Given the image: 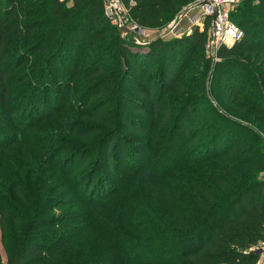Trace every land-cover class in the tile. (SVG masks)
Segmentation results:
<instances>
[{
    "label": "trees",
    "instance_id": "16d2710c",
    "mask_svg": "<svg viewBox=\"0 0 264 264\" xmlns=\"http://www.w3.org/2000/svg\"><path fill=\"white\" fill-rule=\"evenodd\" d=\"M120 1L155 31L198 0ZM230 16L244 37L212 65L207 27L135 52L105 0H0V150L24 112L26 126L71 107L90 120L73 111L62 149L0 185L8 264H264V0Z\"/></svg>",
    "mask_w": 264,
    "mask_h": 264
},
{
    "label": "rangeland",
    "instance_id": "374dc122",
    "mask_svg": "<svg viewBox=\"0 0 264 264\" xmlns=\"http://www.w3.org/2000/svg\"><path fill=\"white\" fill-rule=\"evenodd\" d=\"M232 5L233 2L236 3V6L240 0H231ZM186 8V7H185ZM235 9H231V13L234 12ZM234 18V16H233ZM175 19L172 20V22L163 30H149L145 36H140L139 34H134L131 33L125 38L129 41H132L133 44L138 46L141 49H136L137 47H132L134 48L133 50L135 52L141 51V52H147L148 51V44L155 41L158 38H161L163 40H172L176 38H181L177 36L180 31H177L176 33H171L169 32V28L171 25L175 22ZM110 20V19H109ZM234 20V19H233ZM207 22V21H206ZM237 25L238 23L234 21ZM207 29L209 26L206 24ZM187 26H183L180 30L183 31ZM194 30V29H193ZM183 37V36H182ZM138 38V39H137ZM207 43H208V36L207 40L205 43V49H204V54H207V56L211 59L210 51L207 49ZM212 60V59H211ZM219 61V59L216 61L212 60V65L216 64ZM157 62V61H156ZM156 66V63L154 64ZM111 67V64H110ZM24 68H28V65H26ZM77 83L75 86V90L78 87V90L76 94L81 93L84 91L82 85L85 84L83 81V78L79 77V79H76ZM252 83V81H251ZM73 98L78 99L77 95H75ZM79 100V99H78ZM213 103L215 102L212 100ZM74 105V104H73ZM76 106V105H75ZM87 110L82 109V111L75 109L71 107L69 111H65L63 114L59 115L56 117L54 120L50 121H45L41 123L40 125H36V123H28L29 125L26 126L27 122L29 121V117L26 116L28 113H23V119H24V124L22 128L13 129V127L8 123L6 127L1 128L2 132H7L8 136H10V141L8 142L7 145L4 146V149L1 151L0 150V164L5 167L4 173L0 175V185H4V183L9 180V177L6 176L7 174L14 175L16 172H22V167L23 165L28 161L30 158L29 153H33L34 156H37V152L39 151V154L41 156H45L44 159H47L51 156L53 158L52 153L51 155L48 153L49 150L52 148L51 146L54 147L53 152H59V150L62 149L61 142L57 143V137L59 136L60 132V127L62 129L63 125L66 124L67 121L70 122L69 118L73 111L80 112L81 116L78 119V122H81L83 124H89L90 120L86 119L84 116H88L89 113H87ZM69 112V114L67 113ZM90 112V110L88 111ZM71 120H74L71 118ZM92 124V123H91ZM18 126V125H17ZM25 127V128H24ZM77 127V126H76ZM74 128V127H73ZM66 131V129H64ZM62 130V131H64ZM61 131V132H62ZM64 131V133H65ZM58 134L56 138H50L53 134ZM28 136L31 138V140H26L25 137ZM129 138L133 139L135 138V134L129 133L127 135ZM44 138L46 139V142L44 141ZM71 143H73L75 146L81 148V147H87L90 145L89 140L82 138L80 136H71L68 139ZM130 140V139H129ZM92 143V142H91ZM44 149L45 152H42L41 150ZM8 165V166H7ZM45 178H50V176H46ZM24 193L26 197L27 203L32 201V199H36V192H34V184L33 181H30V183L26 184L24 187ZM25 210V208H24ZM15 212V210L13 211ZM17 212V211H16ZM3 224V218L0 214V264H8L10 259L14 255V251L16 248L17 244V238L16 234L14 233L15 230V225L13 224L12 221H6V229L5 231L3 230L2 227ZM261 249L264 252V247L261 246ZM101 254V249L99 250ZM107 259V258H106ZM261 262L264 263V253L262 254L261 257Z\"/></svg>",
    "mask_w": 264,
    "mask_h": 264
},
{
    "label": "built area",
    "instance_id": "2783aa9c",
    "mask_svg": "<svg viewBox=\"0 0 264 264\" xmlns=\"http://www.w3.org/2000/svg\"><path fill=\"white\" fill-rule=\"evenodd\" d=\"M235 5V2L232 5L231 0H198L186 7L188 13L184 17L178 16L169 28V32L180 31L177 36L191 34L196 28L204 30L207 24L209 26L207 49L210 51L212 60L217 61L222 47L230 48L244 37L243 30L231 20V9H234ZM105 6L111 23L119 30L121 28L129 30V33H124L122 36L133 32L140 36L147 34L148 30L142 29L131 19L128 10L120 0H105ZM185 25L187 28L181 31L180 29Z\"/></svg>",
    "mask_w": 264,
    "mask_h": 264
},
{
    "label": "water",
    "instance_id": "95a60500",
    "mask_svg": "<svg viewBox=\"0 0 264 264\" xmlns=\"http://www.w3.org/2000/svg\"><path fill=\"white\" fill-rule=\"evenodd\" d=\"M188 13V8L184 9L181 13H180V17H184L186 14ZM120 33L124 34V33H129V30L127 28H121L120 29Z\"/></svg>",
    "mask_w": 264,
    "mask_h": 264
}]
</instances>
